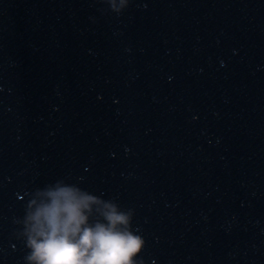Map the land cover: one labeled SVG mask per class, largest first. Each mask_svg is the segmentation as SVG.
I'll return each mask as SVG.
<instances>
[{
    "label": "water",
    "instance_id": "95a60500",
    "mask_svg": "<svg viewBox=\"0 0 264 264\" xmlns=\"http://www.w3.org/2000/svg\"><path fill=\"white\" fill-rule=\"evenodd\" d=\"M0 0V264L58 180L132 209L141 264H264V0Z\"/></svg>",
    "mask_w": 264,
    "mask_h": 264
},
{
    "label": "clouds",
    "instance_id": "9594fccd",
    "mask_svg": "<svg viewBox=\"0 0 264 264\" xmlns=\"http://www.w3.org/2000/svg\"><path fill=\"white\" fill-rule=\"evenodd\" d=\"M128 6L120 0L119 13ZM122 210L76 184L58 180L37 189L23 219L28 264H141L145 239Z\"/></svg>",
    "mask_w": 264,
    "mask_h": 264
}]
</instances>
